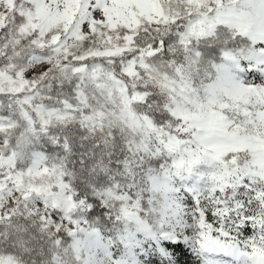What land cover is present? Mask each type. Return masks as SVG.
<instances>
[{
  "label": "snow or ice",
  "instance_id": "snow-or-ice-1",
  "mask_svg": "<svg viewBox=\"0 0 264 264\" xmlns=\"http://www.w3.org/2000/svg\"><path fill=\"white\" fill-rule=\"evenodd\" d=\"M0 264H264V0H0Z\"/></svg>",
  "mask_w": 264,
  "mask_h": 264
}]
</instances>
